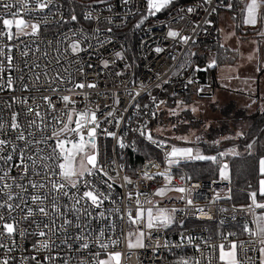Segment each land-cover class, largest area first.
I'll use <instances>...</instances> for the list:
<instances>
[{
  "label": "built area",
  "instance_id": "obj_1",
  "mask_svg": "<svg viewBox=\"0 0 264 264\" xmlns=\"http://www.w3.org/2000/svg\"><path fill=\"white\" fill-rule=\"evenodd\" d=\"M233 2L172 0L154 15L149 11L148 0H49L43 10L37 7V0H0V33H4L0 35L3 53L0 65L4 68L0 72V85H3L0 87V125H3L0 139L9 142L7 146H0V157L12 156L11 160L0 159V177H3L0 203L12 204L14 208L13 211L7 206L0 208V216L7 222L14 219L18 224L11 238L0 227L4 233L0 243L5 244L0 248V261L97 264L98 260L109 258L110 253L120 252V264H223L219 260V245L224 244L228 250L236 243L242 264H261L260 249L264 247L261 236L250 235L245 227L255 233L257 215L264 208L255 207L251 194L248 205L234 204L233 186L223 177L208 181L192 178L182 164L201 159H179L170 164L174 147L158 139L150 127L156 104L167 89L175 98L189 94L191 89L196 96L210 92L212 77L202 74L195 64L183 65V60L194 45L218 41V11H229ZM9 3L13 5L10 9L3 7ZM73 15L75 21L71 19ZM19 17L38 22L39 33L13 35L9 39L3 19ZM130 27L137 36L139 75L128 58L127 39L118 34ZM12 31L16 33L17 29L13 26ZM170 32L179 35L173 37ZM183 37H189L186 43ZM74 41L81 46L76 53L71 50ZM157 48L161 51L157 52ZM9 78L12 89L7 87ZM77 83L96 87L79 89L75 88ZM65 95L72 103L63 101ZM36 111L40 117L35 116ZM86 111L95 112L97 118L95 148L89 145L86 149L95 152L97 168L92 170V175L80 177L76 187H72L56 167L63 160L45 157L56 145L54 133L68 123L66 113L72 114L73 123L68 127L74 128L78 114ZM14 114H18L19 130L11 128ZM33 119L36 123L29 125ZM93 126L89 124L82 129L85 137L87 128ZM21 131L27 142L16 138ZM45 137L48 138L45 140ZM65 137L70 141L79 140L70 131L61 133L60 138ZM138 140L153 147L159 155L143 160L133 170L129 155L137 153ZM215 157V161L207 160L221 168L224 165L221 155ZM4 172L8 173L6 177ZM33 182L43 183L45 187L33 188ZM5 183L11 185L12 200H7L5 193L9 190L4 189ZM53 183H64L65 188L57 191ZM178 188L185 191H176ZM161 189L164 194L157 195ZM89 190L102 194L100 207L83 197ZM33 195L47 197L42 205L48 210V216L39 214L41 202L33 203ZM53 200L62 214L55 212ZM138 207L145 211L143 220L138 218ZM28 208L35 212L31 217L27 215ZM148 209L154 216L164 210L171 216V222L161 225L154 221L149 229ZM130 212L136 223L129 219ZM213 222L231 229L221 233L209 227ZM101 230L103 236H100ZM41 231L46 235H38ZM140 232L144 233L140 238L143 246L130 248L129 241L135 244ZM45 241L49 244L47 249L41 247ZM83 243L88 244L87 249L82 247ZM101 243L108 244L107 249L100 247Z\"/></svg>",
  "mask_w": 264,
  "mask_h": 264
},
{
  "label": "trees",
  "instance_id": "obj_2",
  "mask_svg": "<svg viewBox=\"0 0 264 264\" xmlns=\"http://www.w3.org/2000/svg\"><path fill=\"white\" fill-rule=\"evenodd\" d=\"M184 1V0H183ZM234 6L228 12V16L233 18L235 31L237 37L241 40H247L250 38H258L260 33V26L264 19L258 20L255 26H248L245 23L246 12L243 11L247 0H234ZM223 11V10H219ZM218 11V13H219ZM261 16H264V8L260 10ZM219 15V14H218ZM219 18V17H218ZM220 24V18H219ZM132 27L125 30L119 31L118 34L124 36L129 44L128 58L131 64L136 66V74L141 73V69L138 66V57L136 50L137 36L133 34ZM220 38L214 44H202L194 45L193 50L183 60V65L188 63L197 65L201 70L202 74H208L212 77L213 81H216V69L219 63H223V57L227 48L219 43ZM212 53L215 55V64L208 63L207 54ZM210 89H212L210 87ZM171 90L167 89L162 95L161 99L156 104V110L150 127L153 132L156 129L164 130L165 127H173V132L176 134H185L190 132L192 129H202L206 124V120L200 115V113H194L192 110L182 109L183 106H191L196 104L197 98H204L195 94L191 89L189 94L181 95L180 97H173L170 95ZM195 98V99H194ZM181 106H178V105ZM222 118L219 120V124L210 125L207 132L206 138L209 140L220 139L225 135H234L237 130V126L244 119L250 118L252 123L243 136H239L236 139L221 140L219 146L207 147L204 149L205 154H220L228 146H237V153L239 155H225L221 156L222 162L228 163V171L230 172V182L233 186V202L234 204L248 205L250 203L249 195L253 192L258 194L259 191V159L264 156V146H261V137L264 133V111L261 113H254L249 116L244 110L236 109L233 104L220 109ZM156 134V133H155ZM223 144V145H222ZM248 144H253V148L249 150ZM225 145V146H224ZM138 151L135 154L129 155V162L133 166V170L137 169L138 166L145 159H151L159 155L158 151L153 147L148 146L143 141L138 140L137 144ZM185 171L195 179L202 180H217L220 177V167L212 164L210 161H193L190 163H183ZM257 197V195H256ZM257 199V198H256ZM209 227L219 229L221 233L230 231V227H221L217 223H210Z\"/></svg>",
  "mask_w": 264,
  "mask_h": 264
},
{
  "label": "snow or ice",
  "instance_id": "obj_3",
  "mask_svg": "<svg viewBox=\"0 0 264 264\" xmlns=\"http://www.w3.org/2000/svg\"><path fill=\"white\" fill-rule=\"evenodd\" d=\"M127 2V0H126ZM208 2H211V0H208ZM48 3L49 0H37V7L41 10L45 9L48 7ZM169 3H171V0H148V8L150 13L155 11L158 12L160 11L163 7L167 6ZM13 5L12 4H4L3 7L10 9ZM264 8V0H249V2H247L245 4V8L243 9V11L246 12V19H245V23L249 24V25H253L255 26L258 22V20L260 19H264V16H261L260 14V10ZM189 11H192V9H189ZM71 19L73 21L76 20V16H72ZM3 25L5 28L8 29V32L6 33V35L8 36L9 39H11L13 37V35H20V34H26V35H37L40 31V24L37 23H31V22H27L24 19H3ZM13 26H15V28L17 29L16 33H13L12 28ZM137 27H139V25H137ZM30 31H27L29 30ZM0 35H4V33H0ZM169 35L176 37L179 35V33L177 32H170ZM183 41L186 43L189 39V37H183L182 38ZM71 50L73 53H76L78 51L81 50V46L79 42H72L71 44ZM157 52L161 51V49L157 48L156 49ZM0 55H3L2 52H0ZM118 56L120 55L119 53L117 54ZM8 61L9 63H11V57H8ZM105 66H107L105 64ZM4 68L3 65H0V72H3ZM0 87H3V85H0ZM7 87L9 89H12L13 87V82L11 80V78L8 79L7 81ZM85 87H89V88H95L96 85L95 84H85V83H77L75 84V88H79V89H83ZM56 89H53V91H55ZM45 100H49V103H51L50 99L48 97H44ZM63 101L65 103H72V100L69 96L65 95L62 97ZM26 103V101H25ZM193 111H195V109H193ZM32 112L31 107H29V113ZM40 112L36 111L35 112V116L36 117H40ZM67 115V124H65L64 128L61 129L60 132L58 133H54V135L56 136L57 142L55 147H53L52 149V153L49 154L47 157H45L46 160H51L53 159V156H55V158L57 159V161H59L60 159L63 160V163H58L56 165V167H58L59 169V174L65 179L68 180L69 183H71L72 187H76L78 180L80 177L84 176L85 174L88 175H92L93 174V169L97 168V158H96V154L95 152H88L86 151V149L89 147V145H91V147L94 149L95 148V135H96V127H98L97 124V118L95 115V112H80L78 114V119L75 120V127L74 128H69L68 125L73 123L72 120V114L71 113H66ZM17 116L18 114H14L12 117V122H11V128L13 130H19L21 128V124L17 122ZM29 125L35 124L36 121L30 120ZM94 125L93 127L87 128V137H85L84 132L82 131V129L86 128L87 125ZM3 125H0V128H2ZM73 132L75 133L78 137L79 140L78 141H70L69 139H67L66 137L64 139L60 138L61 133H66V132ZM109 135H114V133H108ZM18 140H22V141H26V137L23 134V132H19L18 136L16 137ZM48 137H45L44 139L46 140ZM149 139H151V136L149 135ZM8 141L4 140V139H0V146H7L8 145ZM71 145V147H68V145ZM121 147H124L123 142L121 141ZM247 148L249 150H251L253 148V144H248ZM57 149L59 150L57 152ZM239 155V153H237L235 151V149L231 150V153H227V152H222L220 153L221 156H225V155ZM80 157L79 160H77V157ZM170 156L173 158L179 157V156H192V149H177V148H173ZM30 159H32L31 157H29ZM195 159H211L213 161L216 160L215 156L212 157H204L201 156L199 154H197L195 157H193ZM0 159H5V160H11L12 156H6V157H0ZM178 162V160L175 159H171L169 160V163H176ZM36 161L33 160V164H35ZM259 176L261 177L259 179V192L261 195H264V157H261L259 159ZM91 167H88V166ZM228 168L227 164L223 165V168L221 170V175L225 176V172ZM100 171H102L103 169H99ZM50 171L52 172L53 175L56 174V172L53 169H50ZM8 175L7 172H4V177H6ZM166 175V174H165ZM76 178V179H74ZM225 178H227L225 176ZM0 179H3V177H0ZM31 186L33 188H44L45 185L43 183L37 184V183H31ZM87 182H85V187H87ZM4 189H8L9 191L7 193H5V195L7 196V200H12L13 196L11 194V185L5 183L4 184ZM18 187H23L22 185H18ZM53 189H56L57 191H62L65 188V184L64 183H53L52 184ZM109 187H111L109 185ZM0 191H3V189H0ZM176 191H180V192H184L185 189L183 188H178L176 189ZM65 195H67V193H64ZM157 195H163L164 194V189H161L160 191H158L156 193ZM256 192L251 193V197H252V201L253 204L255 205V207L257 208H264V203H257L256 202ZM102 194L100 193H94L93 191L89 190V191H85L83 193V197L88 198L91 201V204L96 206V207H100V205L102 204V199H101ZM47 199V197H42L40 195H33L31 197V200L33 203L36 202H41V205L38 206V212L41 215L44 216H48V210L46 209V207H44L42 205V201ZM189 203H191V201H188ZM76 203H79V199L76 200ZM149 203H151V201H149ZM137 204L139 205V201L137 200ZM5 206H7L9 211H13V205L12 204H5V203H0V208H4ZM16 207H19V205H17ZM52 207L55 209V212L57 214H62L61 213V209L57 206L55 200H53L52 202ZM137 213H138V218L140 220H143L145 218V211L141 208L138 207L137 209ZM35 214L34 210L32 208H28L27 210V215L29 217L33 216ZM88 215H91L90 213H88ZM101 216H103V213H100ZM129 219L133 222L136 223L137 220L135 218L132 217L131 212L129 213ZM259 220V227L257 229V231L255 233H253L250 229H248L247 227H245V231L249 232L250 235H259L261 236V243L264 244V216H261L258 218ZM154 221L158 224L161 225H167L168 223L171 222V216L167 215L166 212L164 210H160L155 216L154 213L151 209L147 210V227L149 229H151L154 226ZM65 223L70 224L71 221H65ZM0 227H2L5 232L7 233V235L11 238L12 236H14L17 232V228H18V224L14 221L13 222H7L5 220V217L0 216ZM46 227H48L46 225ZM4 233L0 232V240H2ZM21 235H23L21 233ZM38 235L40 236H44L46 235L45 232L41 231L40 233H38ZM104 232L101 230L100 232V236H103ZM130 236L132 235L131 233L129 234ZM144 233L140 232L139 236L136 240V243L133 244L131 243V241H129V247H136V246H143L140 238L143 237ZM116 241H113V244H115ZM5 244L0 243V248H4ZM41 247L47 249L49 247V244L47 241L42 242ZM82 247L87 249L88 248V244L87 243H83ZM100 247L107 249L108 244L106 243H101ZM237 244L236 243H232L230 248L228 250H225V246L224 244H220L219 245V260L221 262H223V264H242V262L238 259V254H237ZM240 247H243V245H240ZM9 251H11V249L9 248ZM260 252L262 255H264V247H262L260 249ZM113 262H115V264H120L121 262V253L120 252H114V253H110L109 254V259L107 260H98L97 264H113ZM0 264H9V260L8 259H4L2 261H0ZM184 264H187V262H184ZM261 264H264V260L261 261Z\"/></svg>",
  "mask_w": 264,
  "mask_h": 264
},
{
  "label": "rangeland",
  "instance_id": "obj_4",
  "mask_svg": "<svg viewBox=\"0 0 264 264\" xmlns=\"http://www.w3.org/2000/svg\"><path fill=\"white\" fill-rule=\"evenodd\" d=\"M172 1V0H171ZM176 1V0H173ZM249 2V0H247ZM163 7L160 11H153L154 15H157L159 12L163 11ZM218 17L220 18L219 32L220 40L219 43L223 48H228V51H225L223 57V63H219L216 69V81L221 84V90L218 93H211L205 95L204 98H197L195 105L183 106L182 109L192 110L194 113H200V115L206 120V124L202 129H192L190 132L185 134H176L173 132V127L167 126L164 130L156 129V136L161 141L169 142L174 148L177 149H192V156H179L171 159L178 160L183 159L185 161L198 160L195 157L197 154L204 157H212L213 154H205L204 149L207 147L219 146L221 140L232 138L236 139L239 136H243L248 132L252 120L250 118L244 119L237 126V130L234 135H225L220 137V139L209 140L206 138V132L210 125L219 124V120L222 118L220 109L234 103L236 109L244 110L246 114L252 116L254 113H261L264 111V79L260 81V87L258 88L255 84L253 90L248 91H239L241 86V74L246 75L248 73L257 72L259 67H264V20L260 26V33L258 38H250L247 40H241L237 37V32L235 31L234 20L228 12L223 10L219 11ZM22 19V18H17ZM15 27V26H14ZM225 48V49H226ZM208 63L215 64V55L212 53L207 54ZM264 71V70H263ZM264 76V75H263ZM249 80V82L257 83L255 77ZM178 106H181L180 104ZM261 146H264V133L261 137ZM223 145V144H222ZM225 146V145H224ZM68 147H71L69 144ZM93 150V149H91ZM227 150V149H224ZM221 151L220 153L224 152ZM227 153H231L230 150ZM79 160V156L77 157ZM207 160V159H202ZM220 168V178L230 180V172L228 168L225 172V176L221 175ZM109 258H104L102 260H107ZM262 260H264V255H262ZM115 264V263H113Z\"/></svg>",
  "mask_w": 264,
  "mask_h": 264
},
{
  "label": "crops",
  "instance_id": "obj_5",
  "mask_svg": "<svg viewBox=\"0 0 264 264\" xmlns=\"http://www.w3.org/2000/svg\"><path fill=\"white\" fill-rule=\"evenodd\" d=\"M247 25L248 26H253V25H249V24H247ZM227 50H228V48H227ZM263 70H264V67H259V69L257 70V72L254 71L253 74L252 73L251 74L248 73L245 76L241 74L242 80H241V83L240 84H241L242 88H240L239 91H241V92L242 91H246V88L248 89V91H251V90H253V88H255V84H257V86L259 88L260 87L259 86L260 85V81H262V79H264V76H263L264 75V71ZM253 76L255 77L257 83L249 82L250 79H251V81L254 80L253 79ZM221 84L222 83H219L217 81H213V85L211 87L212 89L210 90V92L206 93L205 95H209L211 93H216L217 94L218 91L221 90V88H220L221 87ZM237 148H238L237 146H235V147L228 146L227 148H225L227 150H224V152H227L228 150L231 151L233 149H235V151H237ZM216 155H220V154H216ZM216 155H213V156H216ZM256 198H257L256 199V202L257 203H264V195H261L259 191H258V194H257V197ZM261 216H264V211H260L258 213V215H257V218L256 219H257V226L258 227H259V220H258V218L261 217Z\"/></svg>",
  "mask_w": 264,
  "mask_h": 264
},
{
  "label": "water",
  "instance_id": "obj_6",
  "mask_svg": "<svg viewBox=\"0 0 264 264\" xmlns=\"http://www.w3.org/2000/svg\"><path fill=\"white\" fill-rule=\"evenodd\" d=\"M224 164H227L228 165V163H224Z\"/></svg>",
  "mask_w": 264,
  "mask_h": 264
},
{
  "label": "bare ground",
  "instance_id": "obj_7",
  "mask_svg": "<svg viewBox=\"0 0 264 264\" xmlns=\"http://www.w3.org/2000/svg\"><path fill=\"white\" fill-rule=\"evenodd\" d=\"M201 162V161H200ZM205 162V161H204Z\"/></svg>",
  "mask_w": 264,
  "mask_h": 264
}]
</instances>
